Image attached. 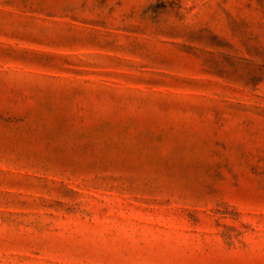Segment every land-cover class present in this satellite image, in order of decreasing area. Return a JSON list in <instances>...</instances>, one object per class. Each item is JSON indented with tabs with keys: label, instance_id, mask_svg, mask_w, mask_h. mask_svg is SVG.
Returning a JSON list of instances; mask_svg holds the SVG:
<instances>
[{
	"label": "rangeland",
	"instance_id": "1",
	"mask_svg": "<svg viewBox=\"0 0 264 264\" xmlns=\"http://www.w3.org/2000/svg\"><path fill=\"white\" fill-rule=\"evenodd\" d=\"M0 264H264V0H0Z\"/></svg>",
	"mask_w": 264,
	"mask_h": 264
}]
</instances>
